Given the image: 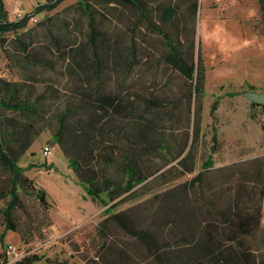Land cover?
<instances>
[{"label":"trees","instance_id":"obj_1","mask_svg":"<svg viewBox=\"0 0 264 264\" xmlns=\"http://www.w3.org/2000/svg\"><path fill=\"white\" fill-rule=\"evenodd\" d=\"M64 1L38 2L31 12L11 20L0 0V39L14 63L29 69L26 79L0 77V201L5 202L0 211L6 230L18 229L15 213L22 207L21 194L38 199L44 211L49 208L47 191L25 174L20 159L29 140L50 130L51 141L68 159L85 196L105 206L100 229L117 226L146 251V260L264 264V157L257 159L262 164L216 166L214 155L223 145L214 126L201 169L176 183L197 164L205 93V67L195 51L199 0H77L67 7L73 8L72 16L45 15L34 28L27 27L33 16ZM258 4L264 33V0ZM115 5L127 15L129 39L122 40L120 32L110 38L105 27ZM71 23L78 27L68 34L63 28ZM136 31L162 39L161 61L182 80L178 93L155 79L137 84V41L146 46V39ZM218 103L216 99L210 108L214 116ZM251 105L264 109L260 103ZM176 115L184 134L177 143L167 137L163 124ZM260 124L264 130V121ZM167 185L163 193L153 191ZM149 193L162 199L137 201V206L152 210L145 226L139 225L133 207L117 209ZM0 242L5 243V231ZM102 247L103 257L112 255L107 264H144L142 252L132 253L126 242ZM1 259L8 264L6 253ZM40 259L33 254L16 264Z\"/></svg>","mask_w":264,"mask_h":264},{"label":"rangeland","instance_id":"obj_2","mask_svg":"<svg viewBox=\"0 0 264 264\" xmlns=\"http://www.w3.org/2000/svg\"><path fill=\"white\" fill-rule=\"evenodd\" d=\"M4 1L9 19L16 20L44 0ZM76 2L66 0L53 11L33 16L27 27L34 28L45 15H56L59 18L72 16L73 8L67 7ZM116 7L115 13L111 14V22L107 21L105 27L112 34L110 38H117L120 32L122 40L129 39V34H125L127 15L121 5ZM261 26L258 0H199L195 51L196 60H199L200 54L205 67V93L202 98L200 139L196 143L197 164L193 172L187 173L176 183L191 178L201 169L202 162L209 154L214 126L218 129L219 138L223 139L221 143L225 151L222 154L226 158L234 159L241 148L255 149L263 145L264 135L260 122L264 121V109L253 107L243 94L249 89L264 92V33ZM76 27L71 23L67 30L66 27L63 29L69 34L70 30L75 33ZM136 32L141 40L146 39V46L137 41L139 55L135 75L141 78L137 84H149L155 79L156 83L167 84L178 93L182 80L177 72L161 61L164 50L162 39L154 34ZM11 36L8 34V37ZM147 46L154 49L153 53H148ZM9 54V48L0 39V77L26 79L29 69L16 65ZM110 73H114V70H110ZM216 99L219 103L214 116L210 108ZM250 113H255L257 119L252 118ZM178 117L166 118L163 122L167 137L175 143L184 137L176 121ZM51 137V131L46 130L29 140L25 154L20 159V164L27 168L25 174L47 191L49 208L46 212L38 199L21 194L22 207L15 213L17 231L6 230L0 211V234L5 231V243L2 245L0 242V264H6L1 259L2 252L8 256V264H16L23 257L33 254L41 257L33 264H107L106 260L112 255L102 256L101 253L106 251L102 244L118 246L120 242H126L132 253L141 251L140 260L144 257V264H154L152 260H146V251L136 246V241L114 224H108L104 230L100 229V222L106 216L105 206L85 196L84 187L68 159L58 144H53ZM45 145H52L48 156L42 153ZM168 187H155L153 191L163 193ZM161 199H155L149 193L136 201H126L117 209L133 207L139 215V225L145 226L147 221L152 220V210L147 212L136 205L137 201L155 203ZM4 205L5 202L0 201V208Z\"/></svg>","mask_w":264,"mask_h":264},{"label":"crops","instance_id":"obj_3","mask_svg":"<svg viewBox=\"0 0 264 264\" xmlns=\"http://www.w3.org/2000/svg\"><path fill=\"white\" fill-rule=\"evenodd\" d=\"M262 133L264 135V130L262 129ZM221 141H223V139L219 138ZM225 146L223 145L222 149L216 153L217 157L215 158V165L216 166H222V165H226V164H235V163H243V162H247L249 163H257V164H262V160H257L259 158H263L264 157V143L263 145H261V147H257V148H241L238 151V154L235 155L234 159H230V158H226L225 156H223L224 154V150ZM261 161V162H260ZM262 224L264 226V196H263V210H262Z\"/></svg>","mask_w":264,"mask_h":264},{"label":"water","instance_id":"obj_4","mask_svg":"<svg viewBox=\"0 0 264 264\" xmlns=\"http://www.w3.org/2000/svg\"><path fill=\"white\" fill-rule=\"evenodd\" d=\"M251 102H256L264 105V92H259L249 89L243 93ZM53 144H55L53 142Z\"/></svg>","mask_w":264,"mask_h":264},{"label":"built area","instance_id":"obj_5","mask_svg":"<svg viewBox=\"0 0 264 264\" xmlns=\"http://www.w3.org/2000/svg\"><path fill=\"white\" fill-rule=\"evenodd\" d=\"M52 145H45L43 148V155L48 156L51 153ZM12 247V246H11Z\"/></svg>","mask_w":264,"mask_h":264}]
</instances>
